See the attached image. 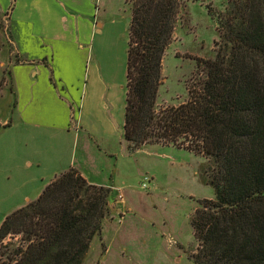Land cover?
Listing matches in <instances>:
<instances>
[{"label": "trees", "instance_id": "obj_1", "mask_svg": "<svg viewBox=\"0 0 264 264\" xmlns=\"http://www.w3.org/2000/svg\"><path fill=\"white\" fill-rule=\"evenodd\" d=\"M127 2L125 141L207 159L201 178L215 197L200 199L191 217L196 264H264V0H228L217 13L216 56L203 60L205 79L188 88V100L160 110L162 62L186 3ZM110 192L74 167L61 173L5 217L0 243H20L4 245L0 264H82L110 212Z\"/></svg>", "mask_w": 264, "mask_h": 264}, {"label": "rangeland", "instance_id": "obj_2", "mask_svg": "<svg viewBox=\"0 0 264 264\" xmlns=\"http://www.w3.org/2000/svg\"><path fill=\"white\" fill-rule=\"evenodd\" d=\"M227 2L185 0L186 7L179 16L172 43L163 58L157 110L188 100V88L205 79L203 60L216 56L217 13L225 9ZM45 4L56 9L53 1L46 0ZM68 4L85 13L91 9V0H68ZM93 4L96 18L100 17L104 25L84 43L89 57L85 56L82 65L75 58L77 66L71 65L67 71H61L62 68L54 64L53 77L59 79L61 74L66 79L63 85L67 94L74 93L83 98L84 118H88L90 109L97 112L93 115L99 123H96V134L91 138L87 136L85 142L80 133L76 143L75 130L67 133L61 128L32 124L34 107L55 113L58 121L66 109L46 90L51 68L39 62L38 58L43 59L47 48L28 47L24 52L25 62L16 63L21 57L7 28L9 16L0 12L3 28L0 63L8 60L0 67V225L7 215L18 209V205L25 204L26 195L31 198L37 196L41 177L48 180L54 171L67 167L72 161L82 165L93 180L113 185L109 195L110 212L103 221V228L104 224L106 226L95 236L89 255L82 264H101V258L102 264H196L193 256L198 242L191 217L200 199L215 197L213 187L203 183L201 178L207 159L173 145L147 144L139 149L129 148L121 122L126 104L131 9L127 0H94ZM21 42L25 44V41ZM31 59L36 63L32 64ZM96 62L100 64L104 79L114 81L113 99L106 84L97 82ZM19 64H24V67ZM27 66H34L32 71L36 74L31 78L24 73ZM113 114L118 134L108 136L103 133L107 128L105 121L114 120ZM2 121H9L10 126L4 127ZM60 174H55V177ZM145 177L152 178L150 189L141 188ZM120 190L127 201L123 208L116 203L115 196ZM119 209L124 210L125 215L118 212ZM102 232L109 251L99 256L98 237ZM10 242L17 246L20 236L6 237L0 243V251H4V245ZM104 250L103 245L101 254Z\"/></svg>", "mask_w": 264, "mask_h": 264}, {"label": "crops", "instance_id": "obj_3", "mask_svg": "<svg viewBox=\"0 0 264 264\" xmlns=\"http://www.w3.org/2000/svg\"><path fill=\"white\" fill-rule=\"evenodd\" d=\"M50 1L56 3L55 10L45 4L46 0H0V12L8 13L7 15L9 16L8 29L11 35L12 43L15 50L21 57V60L16 63L25 62L24 54L26 53L24 52H27L28 47L29 49L32 47L47 48V51L45 52L47 54L43 56V59L41 60V58H38L39 62H43L45 66L50 65L51 68L49 83L46 90L47 92H51L55 97V100L58 103L63 104L66 109L63 118L61 119V121H58L59 118L55 116V113L43 112V110L39 106L34 107L32 109V124L47 125L51 128H61L67 133L75 130L76 136L74 137V142L76 143V141H78V139L80 138V133L82 134V136H84L85 142H87V136L91 138L92 134H96V132L94 131L98 130L97 124L99 123L98 121L96 122V118L93 117L94 114L97 115V112L95 111V109H90V111H87L88 118H84V114L82 112L83 98L78 95L76 96L74 93L67 94V90L63 85V80L66 79H64L61 74L58 75L59 79L53 77V75L55 74L54 64H57L58 67L62 68L61 71H67L68 68L70 69L71 65L72 67H74L75 65L77 66L75 58H78L80 61V65H82L83 61L85 60V56L88 58L90 55L89 51L86 49V47H84V43H87L89 41L92 34L99 32L104 24L99 19L100 17L96 18L97 11L93 4L94 0H91V9L88 13H85L82 9L79 10L78 7L69 6L68 0ZM15 13L16 15H14ZM16 41H25V44H22V42L18 44ZM6 60L2 61V63H8V60ZM30 62L32 64L36 63L34 59H31ZM13 64L10 65L12 66ZM23 65H21V68L24 67ZM26 68L27 69H24L26 77L31 78V76L36 74L35 71H32V69H34V66H27ZM95 71L97 72V82L99 81L100 83L106 84L105 87H107V91L112 94L111 98L113 99V97L115 96L113 94L114 81L108 82L104 79L100 64L98 62L95 63ZM48 75L49 73H47V76ZM75 101L77 102V107L75 105ZM112 119L114 120L109 119V121H105V126L107 128L103 131V133L108 136H117L118 132L116 131V126L118 124H116V117H114V114L112 115ZM2 122H4L7 127L10 126L9 121ZM117 123H119L118 120ZM123 125L124 118L121 122L122 127ZM98 147L100 148V150L102 149L100 146ZM85 149H87L88 151L87 146L85 147ZM71 167L78 169L90 183L111 188L113 187V185L111 184L109 185L107 183L97 182L93 180L92 177L84 171L85 169L82 167V165L71 161L67 167L54 171L53 175L48 180H45V178L41 177L39 186H37V188L39 189L37 192V196H35V198H31L29 195H26L25 204L18 205V208L25 206L26 204L31 202V200H35L41 194L45 186L52 181V177L54 178L55 174L63 173ZM109 175L110 177L113 176L112 173H110ZM118 195L119 193L117 194V196H115L117 197L116 203L122 205L121 208L126 207V199L124 201L118 200ZM120 209L118 210V212H122L125 215V211ZM105 226L106 225L104 224V228ZM98 238L100 240L99 248L101 249V251L102 246H105L104 253L101 254L100 251V253L98 252V255H105L109 251V245H107V241L103 235V232L102 235ZM94 239L92 240L90 249L86 255V259L92 248ZM96 257L98 256L96 255ZM100 262L102 264V258Z\"/></svg>", "mask_w": 264, "mask_h": 264}, {"label": "built area", "instance_id": "obj_4", "mask_svg": "<svg viewBox=\"0 0 264 264\" xmlns=\"http://www.w3.org/2000/svg\"><path fill=\"white\" fill-rule=\"evenodd\" d=\"M152 178L145 177L144 180L141 182V188L143 189H150V186L152 185ZM118 200L124 201L125 197L123 192H120L118 195ZM10 237V236H9ZM17 237V236H16Z\"/></svg>", "mask_w": 264, "mask_h": 264}]
</instances>
